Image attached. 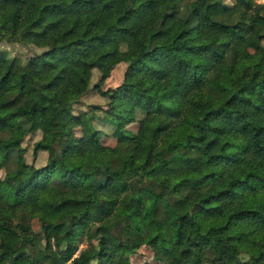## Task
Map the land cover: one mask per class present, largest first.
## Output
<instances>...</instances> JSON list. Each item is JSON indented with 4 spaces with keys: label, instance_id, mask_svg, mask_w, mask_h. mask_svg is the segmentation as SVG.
Returning <instances> with one entry per match:
<instances>
[{
    "label": "trees",
    "instance_id": "16d2710c",
    "mask_svg": "<svg viewBox=\"0 0 264 264\" xmlns=\"http://www.w3.org/2000/svg\"><path fill=\"white\" fill-rule=\"evenodd\" d=\"M0 171V264H264V0H0Z\"/></svg>",
    "mask_w": 264,
    "mask_h": 264
},
{
    "label": "rangeland",
    "instance_id": "374dc122",
    "mask_svg": "<svg viewBox=\"0 0 264 264\" xmlns=\"http://www.w3.org/2000/svg\"><path fill=\"white\" fill-rule=\"evenodd\" d=\"M225 3L231 5L233 0H224ZM5 49H8L12 55L20 56L23 60L29 56H36L41 54L43 50L38 49L34 46H23V45H7L3 46ZM250 50L253 52L255 49L254 42L252 40L249 41ZM128 67V63L124 62L120 64L113 71L111 77L105 82L103 89L107 90H116L120 87L124 82V76L126 69ZM101 74L96 70L93 74V78L91 81L90 90L85 95L80 102L75 106V112L77 114L83 113L86 111L87 115L90 117H95L94 124L97 129H102L103 132V143L107 146H116L117 141L111 136L113 133V128L111 126H106L103 122V117L106 116V112L109 110L110 99L108 97L100 96L96 90H94V86L100 81ZM145 115L142 112L137 113V121L143 119ZM92 120V121H93ZM133 132H137L138 130V122L129 126ZM85 128L80 127L76 131V138L80 139L85 134ZM41 139V134H37L27 138L24 143V147L27 149L26 159L30 164H34L36 166H42L46 164L48 154L47 153H39L38 157L35 159L33 156L34 144ZM92 161L91 159L87 160V168L91 169ZM6 172L0 171V180L4 179ZM32 227L35 231H40V223L38 220L32 221ZM97 243V242H95ZM87 246V242H84L80 245V250L85 249ZM132 264H162L160 261L155 259L154 253L151 248L147 246H143L140 250L131 258Z\"/></svg>",
    "mask_w": 264,
    "mask_h": 264
}]
</instances>
